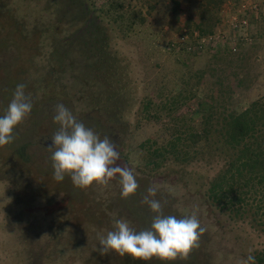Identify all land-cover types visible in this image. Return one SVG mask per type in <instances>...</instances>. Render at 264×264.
Instances as JSON below:
<instances>
[{
	"label": "rangeland",
	"instance_id": "1",
	"mask_svg": "<svg viewBox=\"0 0 264 264\" xmlns=\"http://www.w3.org/2000/svg\"><path fill=\"white\" fill-rule=\"evenodd\" d=\"M177 1L0 0V116L13 99L17 79L33 104L16 127L19 135L13 132V141L0 147V264H125L115 251L101 255L99 236L114 230L115 219L127 220L137 232L150 229L155 214L143 198L153 185L157 195L150 198L162 203L165 215L195 212L206 231L189 259L153 258L141 264H243L253 244L264 250V231L252 226L253 211L231 230L198 192L200 176L217 175L225 155L204 141L193 145L191 136L194 128L205 127L201 117L211 106L222 115L264 95V8L250 12L252 39L240 42L237 51L195 49L199 44L189 36L181 47L190 43L193 49L176 53L171 44L186 31H214L244 2L261 0ZM95 17L115 38L107 57L120 62L118 71L106 58L103 64L88 56L92 43L87 40L103 44L100 30L89 26ZM224 27L232 36V28ZM54 35L59 43H51ZM58 66L64 72L53 70ZM125 89L132 93L131 106L129 98L103 102ZM61 103L101 139L117 141L124 166L139 184L135 195L121 196L119 177L106 188L87 189L75 187L67 175L54 179L48 147L60 127L53 117ZM127 107L128 122L116 124L115 113ZM220 121L217 115L213 125ZM178 137L189 162L175 158L171 149ZM156 149L168 150L164 160L155 157Z\"/></svg>",
	"mask_w": 264,
	"mask_h": 264
},
{
	"label": "clouds",
	"instance_id": "2",
	"mask_svg": "<svg viewBox=\"0 0 264 264\" xmlns=\"http://www.w3.org/2000/svg\"><path fill=\"white\" fill-rule=\"evenodd\" d=\"M25 87L24 84L16 87L6 114L0 116V147L13 141L14 130L32 111L31 97L26 95ZM53 119L60 126L51 137L52 146L48 147L56 181H63L67 175L75 187L87 189L95 184L106 188L119 177L121 196L127 199L136 194L139 184L134 172L117 163L120 154L114 142L108 137L101 139L62 103L56 106ZM156 195L157 187L153 185L143 198L155 214L150 229L137 232L127 220L115 219L114 230L99 236L101 255L115 251L120 257L129 255L143 261L189 259L206 229L195 212L182 218L165 215L162 203L150 198ZM243 264H255V257L249 255Z\"/></svg>",
	"mask_w": 264,
	"mask_h": 264
},
{
	"label": "trees",
	"instance_id": "3",
	"mask_svg": "<svg viewBox=\"0 0 264 264\" xmlns=\"http://www.w3.org/2000/svg\"><path fill=\"white\" fill-rule=\"evenodd\" d=\"M171 1L176 5L180 4L177 0ZM219 2H221V0ZM86 8H88V6H86ZM64 15L66 16L65 13ZM91 20L93 21H91L89 26L93 29L96 28L100 30L102 35L99 36L98 40H103V44L99 46L97 40L94 42L87 40L86 43H92L91 52L88 56H97L99 61L106 58L109 60V63H112L115 71H118L120 67L117 65L120 62L116 58L114 60L112 59L113 57H107L112 55L108 49L115 48L112 44L115 38L111 35L110 27L100 17H95V19L92 18ZM36 26H33L32 29L36 30ZM94 32L96 31L94 30ZM51 43H59L55 35ZM114 52L116 51L114 50ZM53 70H58L61 73L64 72L61 66H58V68L54 67ZM19 84H23L21 79H17L15 82L16 86ZM8 93H12V90ZM128 98L131 99L129 100L128 106H131L133 98L132 93L126 89L124 91L118 90L115 91L114 95L110 96V98L109 96H107V98L104 97L103 102L110 103L112 100V102L118 103ZM118 108L120 107L118 106ZM130 110V107H127L121 110L120 113L116 112V124H118V122L122 123V121L128 122ZM203 114L201 120L205 127L202 125L200 129L194 128L193 133H191L192 140L194 141L193 145L196 146L204 141L206 147L214 151L218 150L221 154L225 155V166L217 175L210 177V179H208L207 176L199 175L201 183L198 187V192L201 193L202 198L207 202L211 211L219 221L226 220L225 224L228 228L231 227V230L236 229L235 223L238 219L245 220L249 216V213L253 211L252 226H260L261 228H256V226L254 228L264 231V95L253 100L248 107L239 111L232 110L227 113L224 111L221 115L220 113H216L211 106V108L203 112ZM217 115L221 117L222 121L214 126L213 121ZM99 123L100 119L97 124ZM100 124L99 127L101 129H99V131H101L99 134L104 136L106 135L103 130L104 126ZM213 127L214 129H212ZM18 132L16 128L14 131L15 136L16 134L19 135ZM212 135H218V137L212 139ZM110 140L114 142L116 150L120 154V160L117 163L124 166V162L122 161L124 157L119 150L117 141L113 140L111 137ZM181 140L182 139L178 137L174 142L170 143L171 149L175 150V158H183L184 162H189L192 158L190 159L187 149L180 148V146H182L180 145ZM164 150L165 149H156L154 151L155 157H163L164 160V155L168 153V150L163 152ZM10 222L11 231L15 233V221L12 216ZM251 255L255 257V264H264L263 249H259V247L253 244ZM191 262L192 264H197L196 261ZM124 263L141 264V260L133 259L131 256L125 255ZM185 264L190 263L187 262Z\"/></svg>",
	"mask_w": 264,
	"mask_h": 264
},
{
	"label": "built area",
	"instance_id": "4",
	"mask_svg": "<svg viewBox=\"0 0 264 264\" xmlns=\"http://www.w3.org/2000/svg\"><path fill=\"white\" fill-rule=\"evenodd\" d=\"M264 8V0H261L259 3H255L254 5L251 3L248 4L244 2L240 9L237 11H233L229 13L227 22L223 24V26L218 27L214 31L203 32L198 30L186 31L182 37L181 41L173 42L171 44V49L180 53L181 51L192 50L193 47L190 43L188 45H183L184 42L189 41L190 37L199 44V47L194 43L195 49H205L208 48L210 50H215V52H219L222 50H229L235 52L238 50V46L240 42H249L251 41V36L248 32V28L250 26V16L251 11L255 9ZM224 26H230L233 30L232 36L227 34V30Z\"/></svg>",
	"mask_w": 264,
	"mask_h": 264
}]
</instances>
